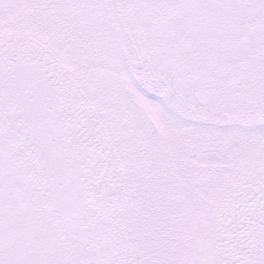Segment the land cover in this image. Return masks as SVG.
<instances>
[{
	"label": "snow or ice",
	"instance_id": "snow-or-ice-1",
	"mask_svg": "<svg viewBox=\"0 0 264 264\" xmlns=\"http://www.w3.org/2000/svg\"><path fill=\"white\" fill-rule=\"evenodd\" d=\"M0 264H264V0H0Z\"/></svg>",
	"mask_w": 264,
	"mask_h": 264
}]
</instances>
